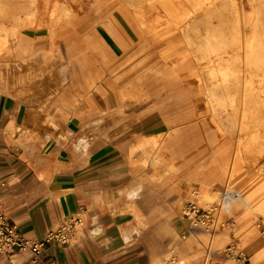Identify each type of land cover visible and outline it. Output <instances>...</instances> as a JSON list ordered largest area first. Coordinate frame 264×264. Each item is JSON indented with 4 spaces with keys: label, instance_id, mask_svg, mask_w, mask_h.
Here are the masks:
<instances>
[{
    "label": "rangeland",
    "instance_id": "rangeland-1",
    "mask_svg": "<svg viewBox=\"0 0 264 264\" xmlns=\"http://www.w3.org/2000/svg\"><path fill=\"white\" fill-rule=\"evenodd\" d=\"M163 1L170 3L164 7ZM110 2L114 3L113 8ZM240 2L214 0L209 8L216 10L210 16L203 9L202 14H198L201 10L192 12L191 19H195L193 22L199 29L196 32L188 30L185 21L183 25L170 22L178 27L175 32L182 34L179 46L187 49L188 57L200 59L198 70L206 81L203 91L192 95L196 102L190 107V103L183 101L186 95L178 93L181 88L174 85L180 81L179 75L173 84L166 77H158L152 88V79L159 75L157 58L151 55L152 46L145 45L138 52L140 24L136 9H146V16L152 17L150 9H157L158 0H0V93L3 94L0 95V152L7 149L16 155L21 151L27 161L34 159L36 169L51 167L49 173L38 174L42 193L51 202L50 213L39 210L32 223L26 222L30 214L19 217L14 214L13 204L1 198L5 185L13 184L16 178L3 181L0 173V198L18 229L27 238L41 240L68 217L79 216L84 224L94 222L88 220L89 215L82 207L69 210L73 213L66 217L68 211L60 209L61 215H57L54 202L66 191L51 189L59 166L58 159L48 154L50 139L55 137H65L80 150L96 139V145H107L104 150L111 146L122 154L128 151L134 171V192L140 183L152 190L161 189L159 199L155 193L149 195L154 204L148 206L147 216L137 207H130L137 219L133 231L123 230L111 239L110 253L98 252L96 239L100 232L94 231L91 238L79 239L83 226H77L69 243L47 245L34 264H184L183 261L204 264L208 256L225 264H264V115L255 100L258 94H244L245 89H258L259 83L264 90V34L257 64L261 67L254 66V70L244 72L243 67L236 65L240 74H247L244 79L252 81L253 86L231 83L227 87L234 88L233 93L212 92L218 79L212 77L210 69L219 63L217 51L226 46L228 52L221 57H230L229 44L234 43L237 33L242 36L245 29L250 41L259 9L263 11L260 29L264 33V0H242L243 7ZM159 3L160 28L169 21L162 9H178V16L188 8L181 0ZM112 13L114 30L125 41L123 45L104 25ZM207 20L215 24L210 29V33L216 34L210 48L205 40L209 32ZM95 33L94 41L99 45L104 42L109 49V71L102 80L95 78L93 86L88 87L93 74L79 53L87 52L93 63L95 46L91 47L90 40L79 39ZM21 38L26 42L22 49ZM200 41L204 43L201 46ZM69 44L73 45L72 56ZM139 63L146 72L143 96L133 94L128 87L132 80L138 79ZM43 64L62 71L65 78L62 89H56L55 79L50 76L52 72L46 78L36 76L37 67ZM99 64L96 60V68ZM15 75L19 82L11 84V77ZM109 79L117 81V89L106 83ZM198 80L200 77L196 78L199 84ZM164 85L179 89L177 97L170 94L173 89ZM204 99L212 102L211 106L207 104V109L199 103ZM206 118L211 124H203ZM162 123L165 125L160 126ZM163 129L165 132L156 134ZM141 138H147L145 146L136 148ZM74 147L70 142L66 144L69 152ZM237 151L244 154L238 166L234 163ZM155 156H159L157 162L151 163ZM108 164L107 159L102 168ZM119 171L121 174L113 178L123 184L126 176L123 169ZM101 176L110 180L113 175L102 173ZM226 180L231 181L224 189L222 182ZM27 197L25 203L29 202ZM233 244L245 251L246 262L237 261L229 254L228 248ZM208 251L210 255H206ZM27 253L28 249L16 250L12 257L15 264H26Z\"/></svg>",
    "mask_w": 264,
    "mask_h": 264
},
{
    "label": "crops",
    "instance_id": "crops-1",
    "mask_svg": "<svg viewBox=\"0 0 264 264\" xmlns=\"http://www.w3.org/2000/svg\"><path fill=\"white\" fill-rule=\"evenodd\" d=\"M21 39L23 41V46L26 45L25 40L23 38ZM175 43L176 42L174 41V45ZM193 59H186V62L184 63L185 68H182L180 72H191L190 70L193 69L191 61H194ZM157 62L159 65L160 60ZM164 77L169 79V77L166 75ZM176 78L177 77H174L173 81H170L169 79L171 84H173ZM179 78L180 81L174 84L177 86V88H181L179 92V89L176 90V87L172 88L165 85L164 87L167 89H173L172 91L174 92L170 93L174 94L175 98L177 97L178 93L185 94L186 96L184 97L183 101L190 103L189 105L191 107V104L194 105L196 102L192 98V95L200 92L199 87V92L197 89H194L195 86L198 85V82L196 79L192 78V80L187 83L182 80L180 75ZM154 85L155 83L152 85V88ZM153 90L155 92V88ZM212 90H214L212 91L213 93L235 92L234 88L223 90L217 85H214ZM206 93H209V91L206 90ZM0 95L3 94L0 93ZM199 101H201V99ZM207 104H210L211 106L212 102H208L207 99H204L202 106L205 105V108L207 109ZM203 124L209 125L211 123L210 121L207 122L206 118V121ZM164 125L165 123L160 124V126ZM11 126L13 127V125H10V130H12ZM163 132H165L164 129L158 130L156 134L160 135ZM141 139L146 140L147 138ZM141 139H139L138 142ZM69 142L74 147L73 142L65 140V137L52 138L50 139L49 144L51 149L48 154H51L52 157L57 158L59 162V166L55 171V182L51 186V189L56 192L66 191L65 193H60L59 200L54 202V205L57 207L58 211L57 215H61L60 209L68 211L65 214V217L68 214L73 213L69 212V210H75L81 207L85 209L86 213L89 215L88 220H92L95 223H92L91 221L85 223L82 227L83 229L79 235V239L91 238L92 232H100L99 237L96 239L98 252L100 254L110 253L109 250L111 249L109 248V245H111V239H115L117 235L123 230L128 229L129 232L133 231V223L136 222L137 219L135 218L134 212L130 207H137L145 216H147L149 214L148 206L154 204L153 198L150 199L149 195L155 193V195H158L156 198L159 199V195L161 196V189L156 188L152 190L145 184L140 183L138 184L137 191L134 192V186H136L132 181V175L134 171H132L133 167L129 161L128 151L122 154L121 150L111 146L110 149L104 150L107 145H96L98 141L93 139L86 146L82 145L86 147L85 150H80L75 146L73 150L69 152L66 149V144ZM147 149L148 148L146 147L144 150ZM237 153L238 154L235 156L234 162L236 163V166L241 165L239 163H241V160L244 158V154H242L240 151H237ZM15 154L16 155H12L7 149L0 152V173L2 175L3 181L10 177L16 178V181L13 184L5 185V189L3 190L1 198L10 204H13L12 208L14 210V214L18 215L19 217L30 214V217H27L26 222L32 223L34 221V215L39 212V210L50 213L48 206L51 204V202L49 197L44 196L42 193V184L40 183L41 179L39 178L38 174L41 172L45 174L49 173L51 167H46L43 169L39 167V169H36V167L33 165L34 159L30 158L29 161H27L26 157H24V154L21 151H18ZM156 157L158 159L159 156ZM107 159L109 160V164L103 166L102 168V163H105ZM119 169H123V174L126 176L124 182H122L123 184H120V179L113 178L114 175L121 174ZM102 173L109 174V176L113 175L111 177L112 179L107 180L106 177L101 176ZM230 181L226 180L222 182L224 189L229 186L228 182ZM26 195H28V205L25 203ZM161 198L164 199L163 196ZM104 200L106 203H104ZM5 207L7 211H9L7 205H5ZM113 211H115V213ZM96 217H98V221L100 222L97 225ZM180 228H183V226ZM50 247L52 246H48L47 249ZM27 254L28 257H25V263L34 264V262L31 261V253L28 251ZM13 256L8 257L6 254L0 252V264H15V259L12 258ZM105 264H109V262Z\"/></svg>",
    "mask_w": 264,
    "mask_h": 264
},
{
    "label": "bare ground",
    "instance_id": "bare-ground-1",
    "mask_svg": "<svg viewBox=\"0 0 264 264\" xmlns=\"http://www.w3.org/2000/svg\"><path fill=\"white\" fill-rule=\"evenodd\" d=\"M181 1L183 4L188 5L187 9H184L183 12L180 11V14H182V15L176 16V14H179V13H177L178 9H162V10H164L163 15H165V13H166L167 20H169L166 22L167 27L165 26L164 28H160V20H158L159 19V10H161L160 9L161 3H159V2H161V0H158V4H156L157 9H150L153 13L152 17L148 18L146 16V9H136L135 13H136L137 18L139 19V24H140V32H139L140 47H139L138 52H141L144 49L145 45L152 46V47H150L152 50L151 55L156 56V58L158 60H160L159 67L157 68V70L159 71V75L158 76L156 75L152 79L153 82H151V85L154 84L155 82H157V80L159 78H163L165 75L167 77H169L170 81H173L174 77H177L178 75H180L182 80L187 82V83H189V81L192 80V78L196 79L197 77H200V80H198L199 84L196 85L194 89L198 90V87H199L200 91H203V88L205 86L204 84H206V81L204 78V74H202V73L200 74L199 73L200 71L198 70L200 59H198L197 57H194L193 55H191V57H188L187 49H185L183 45H182L183 47L179 46L177 41L182 36V34H180L179 32L176 33L175 29H178V27H176L175 25H173L170 22L171 21L177 22L178 24L183 25L184 21H185V24L186 23L188 24V27H187L188 30H193V29H194V31H195V29L199 30L198 25H195V23L193 22L195 19H191L192 12H195L197 10H201V13H198V14H202V9H203L204 14H206L207 16L212 15V13H214L216 9H211L209 7H211L214 0H181ZM240 1H241L240 2L241 5H242V0H240ZM169 3H170L169 1H163L164 7L165 6L167 7V5ZM113 5H114V3L110 2V6L112 8L114 7ZM158 6H159V8H158ZM111 7H109V9ZM242 7H243V5H242ZM244 7H245V4H244ZM96 8H98V7H96ZM106 9H108V7ZM168 11H170V14H168ZM243 12H244V10H243ZM262 12H263L262 9H259V14H258V17L256 16L257 20L255 21L254 36H250L252 38L250 41H248L249 33L245 29V32H244V34H242V36H240V34L237 33L235 39H233L234 43L229 44V46L232 47V55L230 57H227V56L221 57V56H225V55H223V53L225 54L226 52H228V50L226 49V46L222 50L217 51L216 55H219V56H217V58H220L219 63L217 64V66L213 65L210 70H211L212 77L218 79V80L215 79L216 81H214V83H215L214 85H217L218 87H220V89L228 90L227 86H229L231 83H234L237 85H242V84L246 85V84L250 83L249 80L247 82L244 79L247 74H244V73L240 74L239 73L240 70L236 69L237 68L236 65L243 67V68H241L242 69L241 71L246 72L250 69L254 70L260 61V58H259L260 46L259 45L263 39L262 36L264 34L262 32V30L260 29L261 24L263 23ZM187 13H189V16H187ZM112 16H114L113 13L109 14L110 18L108 17L107 19H105V21L106 20L107 21H106V23H104V25H105V27L108 28V32L110 34H112L119 41V43L121 45H123V43H125V41H123V38L115 32V30H114V19L112 18ZM175 17H177V18L175 19ZM243 18H244V22H245L244 25L246 26L247 21L245 20L246 19L245 14L243 15ZM200 21H201V19H200ZM207 22H208L209 32L207 35H205V40L207 41L206 42L207 48H210V45L214 44V41H213L214 37H216V34L214 32L210 33V29L212 28V24H213V27L215 24L209 20H207ZM209 22H210V26H209ZM156 27H157V29H156ZM143 28H145V30ZM184 28H186V26ZM190 34H191V31H190ZM195 34L196 35H194V36H197V33H195ZM94 38H96V33L93 34L92 36H83L79 39L81 42H84V41L86 42V41L90 40L89 43L90 44L92 43L91 47L95 46L93 48V57H92V60L94 61L93 63H91L89 61L90 58H88L89 55H87L88 54L87 52L83 51V52L79 53L80 57L83 58L85 66L87 67V69L90 70V73L93 74L92 80L88 81V87L93 86L95 78L102 80L104 78L105 74L108 73V71H109L108 70L109 69L108 68L109 57L107 55V52L109 51V49L104 42H102L103 44H101V45H103V46H101V45H99V43L97 41H94ZM195 38H197V37H195ZM173 40L176 42L175 45H174ZM93 43H95V44H93ZM203 44L204 43H202L200 41L198 45L201 46ZM191 45H192V42H191ZM19 47L23 48V41L22 40H20V42H19ZM126 47H124V50H127ZM68 48H69L68 51L70 52V54L72 56L73 51H74L73 45L69 44ZM193 50H195V49L193 48ZM196 50H197V48H196ZM202 50H203V48H202ZM180 54H183V55H180ZM204 57H206V56H204ZM188 58H192V59L194 58L193 59L194 61H191L193 69L190 70L191 72L188 71L189 73L180 72V70L182 68H185L184 63L186 62V59H188ZM157 59H156V61H158ZM208 59L209 60L212 59V56L211 57L209 56ZM96 60L100 63L99 66H97V68H96ZM176 61H178V62L176 63ZM233 62H234V64H233ZM235 63H237V64H235ZM231 64H233L235 66H232ZM258 67L260 68L261 66L258 65L256 68H258ZM236 70H238V71H236ZM136 71L139 72L136 75V77L138 79L132 80L131 85H128V87L132 90L133 94H135V95L139 94L140 95V93H141L140 96H143L146 93L144 91V84H145V80H146V72H145L144 65L142 66V64H140L139 67H137ZM234 71H236L238 73H234ZM48 72L49 73L52 72L51 73L52 75H50V76H52L55 79L56 89L57 90L62 89L63 88V81L65 78H64L62 71L59 68H56L55 66L49 67V66H45L43 64V65H41V66L39 65L37 67L35 74L38 77L46 78ZM183 73H186V74H183ZM17 82H19V79L17 78L16 75L11 77V84H15ZM107 82H108L110 87H113V88L116 87V89H117V86L119 85V84L116 85L117 81L113 80V79H109L108 81H106V83ZM250 85L253 86L252 81H251ZM128 87H124V88L126 89ZM262 87H263L262 84L259 83L258 89L253 90V87L250 90L245 89L244 94H246V92L247 93L253 92V93L258 94V97H256L255 100L259 103L258 109L260 108L259 110L262 111V114L264 115V96L263 95L261 96V93L262 92L264 93V90H262ZM197 100H199V99H197ZM243 100H246L245 97L243 98ZM200 103L202 104V102H200ZM11 128H12V126H11ZM145 143H146L145 140L141 139L135 147L136 148H140L141 146L143 147V146H145ZM150 162L151 163L157 162V157L156 156L152 157ZM182 263L187 264V263H185V261H183ZM159 264H161V263H159Z\"/></svg>",
    "mask_w": 264,
    "mask_h": 264
},
{
    "label": "built area",
    "instance_id": "built-area-1",
    "mask_svg": "<svg viewBox=\"0 0 264 264\" xmlns=\"http://www.w3.org/2000/svg\"><path fill=\"white\" fill-rule=\"evenodd\" d=\"M192 209H195L194 205ZM84 222L85 221L76 215L68 217L55 229H51L45 238L41 240H32L27 238L18 229L16 223L10 219L5 204L0 198V252L6 254L8 257H11L18 249H28L29 253L32 255L33 262H36L47 245L54 242L69 243L75 234L76 227H82ZM228 251L229 254H231V256L237 261H247L245 251L239 249L236 245H230ZM209 252L210 251H208L206 255H210ZM208 257H205L204 264H225L222 261H214V259Z\"/></svg>",
    "mask_w": 264,
    "mask_h": 264
}]
</instances>
